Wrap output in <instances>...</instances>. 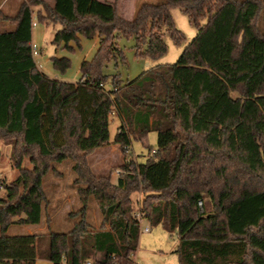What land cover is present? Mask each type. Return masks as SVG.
<instances>
[{"label": "trees", "instance_id": "1", "mask_svg": "<svg viewBox=\"0 0 264 264\" xmlns=\"http://www.w3.org/2000/svg\"><path fill=\"white\" fill-rule=\"evenodd\" d=\"M177 6L197 34L175 64L126 83L103 72L111 61L125 63L121 36L133 37L136 55L153 60L167 53L168 38L185 41L171 13ZM35 16L60 26L56 51L81 48L82 37L99 40L78 83L39 69ZM1 17L13 30L0 32V142L10 146L19 175L0 179V264H140L133 260L137 211L177 235L180 264H264V0L145 3L130 20L120 16L118 0H28L15 16L0 11ZM51 62L63 74L72 64L67 56ZM113 116L114 144L126 156L134 140L158 135L146 162L125 156L116 183L86 162L110 144ZM2 157L0 148V163ZM69 160L75 183L86 185L79 189V220L67 233L9 235L14 225L42 224L44 179L54 163ZM135 192L145 196L138 210ZM90 199L103 218L98 229L86 217ZM200 201L211 210L201 212Z\"/></svg>", "mask_w": 264, "mask_h": 264}, {"label": "rangeland", "instance_id": "2", "mask_svg": "<svg viewBox=\"0 0 264 264\" xmlns=\"http://www.w3.org/2000/svg\"><path fill=\"white\" fill-rule=\"evenodd\" d=\"M9 4L10 8L16 5V0H11ZM113 2L115 0H108ZM166 0H118L119 14L122 18L130 20L133 18L134 13L138 6L145 3L161 4ZM2 0H0V3ZM54 3V0H51ZM5 10V9H4ZM17 11V10H16ZM15 11V12H16ZM8 12V11H7ZM12 15H16V13ZM173 20L176 23V27L179 28L186 40L181 44L176 45L170 38L167 39L168 51L167 53L157 59L153 60L149 57H140L136 55V40L133 37H119L118 47L125 55V63L119 61L118 65L111 61L104 68L103 72L111 79L115 75L121 78L123 82L131 81L147 69L160 66L163 64H175L182 54V51L194 40L197 34L195 26L190 24L187 16L177 7L171 9ZM35 22L38 25L34 30V35L41 32L39 42L41 48L38 45V50L42 51V55L36 56V60L39 62L38 66H41V71L46 73L49 77L58 79L64 82L78 83L82 78L80 72V66L84 60H91L94 54L98 50L99 40H88L82 37L81 48H77L74 51H68L59 49L56 51V47L51 43L54 34L60 29L59 25H45L38 22L35 16ZM261 29L264 31V22L260 23ZM13 30L8 22H0V32ZM58 57H70L72 64L65 74L60 73L54 69L51 58L52 56ZM111 87V83L107 85V88ZM110 123V144L95 151L93 154H89L86 158L90 169L98 177H110L112 183H116L119 177L118 170L122 169V165L126 161L136 160L139 163L146 162L150 155L149 148L156 149L158 135L155 132H150L149 136L144 141H133V145L130 148V153L126 156L121 150L114 144L115 135L119 125V120L111 117ZM0 148L2 151V161L0 163V179H6L12 181L18 177L19 171L14 167L13 161L10 155V146L6 142H0ZM126 156V159H125ZM74 162L72 160L54 163L53 170L45 179L43 186L45 188V194L47 198V205H45L43 222L37 227L33 226H12L8 234L9 235H23V234H47L49 231L67 233L71 230L74 223L79 220V216L76 213L81 209L82 202L79 198V189L85 188L86 185L81 183H75L78 175L73 169ZM26 168H31V164L26 161L24 163ZM122 174V173H121ZM145 196L141 192H135L132 195V200L136 202V209H140V205L145 200ZM211 210L209 201L204 202L201 212H207ZM138 212V211H137ZM88 221L93 228L98 229L103 218L100 214V209L97 201L90 199L87 209ZM142 226H149L151 233H141L138 250L135 256H133L134 262L140 264H180L177 255L175 254L176 246L178 243L177 235L171 234L163 229L162 226H152L147 221H143ZM39 264H51L48 261L39 260Z\"/></svg>", "mask_w": 264, "mask_h": 264}, {"label": "crops", "instance_id": "3", "mask_svg": "<svg viewBox=\"0 0 264 264\" xmlns=\"http://www.w3.org/2000/svg\"><path fill=\"white\" fill-rule=\"evenodd\" d=\"M23 1H28V0H16V5H13L12 6V8H10V6H9V4L11 3V2H13V1H11V0H2V2L0 3V11L2 12V14L3 15H5V16H8V17H12V16H15V15H12V13H14L16 10V14H17V12H18V8H19V6H20V4L23 2ZM44 2H46L47 4L49 3L50 5H53L54 3H51V0H43ZM108 1V0H107ZM54 2H55V0H54ZM110 2V1H109ZM40 7L39 6H35V7H33V9H34V11H35V13L37 12V11H39L40 9H39ZM5 9V10H4ZM8 11V12H7ZM1 21H4V22H7L6 20H3L2 19V17L0 18V22ZM38 25L35 23V27H34V30H35V28L37 27ZM47 26H49V25H47ZM41 36V32L39 33V34H37V37H35V35H34V33H33V45L34 44H36L37 45V47H38V45H39V47L41 48V43L39 42V37ZM51 43H52V39H51ZM38 47V48H39ZM39 51V50H38ZM42 51H43V49L41 50V51H39V54H38V56L41 54H43L42 53ZM37 61V60H36ZM39 64V62L37 61V65ZM39 67V66H38ZM40 70H41V68H39ZM178 244V243H177ZM176 248H177V246H176ZM44 261V260H43ZM37 264H39V262L37 263Z\"/></svg>", "mask_w": 264, "mask_h": 264}, {"label": "built area", "instance_id": "4", "mask_svg": "<svg viewBox=\"0 0 264 264\" xmlns=\"http://www.w3.org/2000/svg\"><path fill=\"white\" fill-rule=\"evenodd\" d=\"M38 54H39L38 47H37L36 44H34L33 45V56L36 57V56H38ZM40 67L41 66H39V68ZM120 172L121 171L118 170L117 174H120ZM2 190H3V187L1 186V183H0V191H2ZM199 206H200V208H202V206H203V202L202 201L199 202ZM135 216L137 217V219L141 223L140 232L141 233H146V234L151 233V228L149 226H142L143 221H146L144 215H142L140 212H137V213H135ZM87 264H92V263L91 262H88Z\"/></svg>", "mask_w": 264, "mask_h": 264}]
</instances>
